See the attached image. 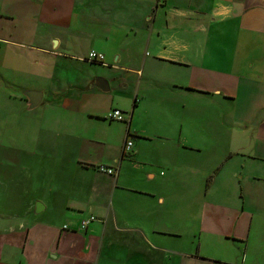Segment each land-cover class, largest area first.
Segmentation results:
<instances>
[{"label":"crops","instance_id":"0c3cea01","mask_svg":"<svg viewBox=\"0 0 264 264\" xmlns=\"http://www.w3.org/2000/svg\"><path fill=\"white\" fill-rule=\"evenodd\" d=\"M0 89L39 184L0 264H264V0H0Z\"/></svg>","mask_w":264,"mask_h":264},{"label":"rangeland","instance_id":"374dc122","mask_svg":"<svg viewBox=\"0 0 264 264\" xmlns=\"http://www.w3.org/2000/svg\"><path fill=\"white\" fill-rule=\"evenodd\" d=\"M13 92V89H9ZM0 89V114L9 116L8 111H16L17 104L6 103ZM37 109L36 111H38ZM28 116L23 119L11 121V127L15 130L14 136H6L7 128L5 118L0 119V211L7 214L17 215L25 211L29 197L38 191L39 184H27V168H23L21 159L13 157L21 156L30 152L29 145L21 135V131L30 127ZM27 129V128H26ZM36 143V142H35ZM28 146V148H27ZM30 154H33L30 152ZM31 176L38 180L36 170L33 168ZM21 213V214H22ZM20 216V215H19Z\"/></svg>","mask_w":264,"mask_h":264},{"label":"built area","instance_id":"2783aa9c","mask_svg":"<svg viewBox=\"0 0 264 264\" xmlns=\"http://www.w3.org/2000/svg\"><path fill=\"white\" fill-rule=\"evenodd\" d=\"M89 58L91 60H94V61H103L104 60V55L102 53H98L97 51L92 50L90 52V54H89ZM108 118L109 119H113V121L114 120L120 121V120H124L126 117L124 115V112L121 109H118V108L113 109L112 108L108 112ZM132 145H133V141L127 142V146L126 147L128 148V150L131 149ZM99 169L101 171L108 172L111 175L116 173L115 169L112 168V167H110V166H103V165H101L99 167ZM94 219H96L95 215H91L89 217H85V218L81 219L80 222H79V224H78V229L86 230L88 228L89 224L92 221H94ZM64 228L65 229H68V228H71V227H69L68 224H65L64 225Z\"/></svg>","mask_w":264,"mask_h":264},{"label":"water","instance_id":"95a60500","mask_svg":"<svg viewBox=\"0 0 264 264\" xmlns=\"http://www.w3.org/2000/svg\"><path fill=\"white\" fill-rule=\"evenodd\" d=\"M98 80L101 81L98 84V86L101 87L103 90H107L108 89V86H109V83L107 82V80H105L103 78H100ZM103 82H104V84H103ZM25 94L27 95V97L30 100V107L31 108L37 106L39 104V102L41 101L42 96H43V93L41 91H32V90H29V91H26Z\"/></svg>","mask_w":264,"mask_h":264}]
</instances>
